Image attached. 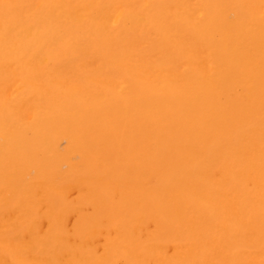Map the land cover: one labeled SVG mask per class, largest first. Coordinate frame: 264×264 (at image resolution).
Masks as SVG:
<instances>
[{"label": "bare ground", "instance_id": "1", "mask_svg": "<svg viewBox=\"0 0 264 264\" xmlns=\"http://www.w3.org/2000/svg\"><path fill=\"white\" fill-rule=\"evenodd\" d=\"M0 264H264V0H0Z\"/></svg>", "mask_w": 264, "mask_h": 264}]
</instances>
